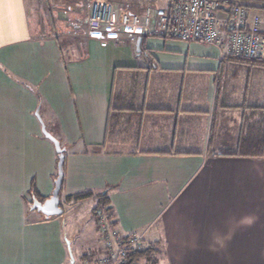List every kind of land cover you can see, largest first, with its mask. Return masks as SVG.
Listing matches in <instances>:
<instances>
[{"label": "crops", "instance_id": "1", "mask_svg": "<svg viewBox=\"0 0 264 264\" xmlns=\"http://www.w3.org/2000/svg\"><path fill=\"white\" fill-rule=\"evenodd\" d=\"M35 9L0 0V51L9 50L0 58V148L10 156L0 164V264L95 262L104 246L92 208L104 193L110 226L144 232L161 251L155 264H264V144L263 156H249L258 154L251 139L238 152L264 118V59L158 36H142L137 51L139 36L101 46L84 33L79 50L45 26L40 35ZM252 9L247 22L259 18L264 34V11ZM42 108L65 147L64 197L93 193L60 198L79 210L71 230L63 206L45 219L25 205L47 198L56 175L34 113Z\"/></svg>", "mask_w": 264, "mask_h": 264}, {"label": "built area", "instance_id": "2", "mask_svg": "<svg viewBox=\"0 0 264 264\" xmlns=\"http://www.w3.org/2000/svg\"><path fill=\"white\" fill-rule=\"evenodd\" d=\"M87 10L86 37L101 46L117 35L158 36L213 46L238 59H264L260 19L247 22V8L233 0H171L164 8L146 6L139 12L94 0ZM97 213L104 252L88 264H123L129 252L149 244L144 232L122 236L102 211Z\"/></svg>", "mask_w": 264, "mask_h": 264}, {"label": "rangeland", "instance_id": "3", "mask_svg": "<svg viewBox=\"0 0 264 264\" xmlns=\"http://www.w3.org/2000/svg\"><path fill=\"white\" fill-rule=\"evenodd\" d=\"M94 0H24L25 6L29 4L35 6V13L37 14V22L40 26V35H44L43 26L47 27L48 32L52 33L53 35H56L59 37V40L63 43L65 38L74 39V45L79 50L83 47V44L79 42L80 37L84 39L83 34H86V28H87V18H88V5ZM113 3H118L119 5H124L125 2L130 3V6H132V10H135L136 8L143 10L146 6H152V7H166V4L169 3L171 0H109ZM252 9V8H250ZM140 10V11H141ZM253 10V9H252ZM137 12V11H135ZM55 25L57 27L55 28ZM86 25V26H85ZM58 30V31H57ZM51 31V32H50ZM75 48V49H76ZM74 49V47H73ZM8 49H3L0 51V58L1 56L5 58L8 54ZM6 68V66H5ZM6 71V70H5ZM8 72V71H7ZM6 72V73H7ZM35 112V111H34ZM39 114L41 115L42 119L46 120L43 108L39 110ZM42 120V121H44ZM45 124V123H44ZM22 126V125H21ZM46 126V125H45ZM49 128V127H48ZM41 129V128H40ZM39 129V131H40ZM50 130V129H49ZM52 131V130H51ZM54 131V130H53ZM52 131V132H53ZM42 133V132H41ZM21 141V149H23V141ZM1 155H0V164L1 162H7L10 160V156H2L4 148L1 147ZM22 159V157H20ZM59 197H64V189L61 187V191L59 193ZM30 200V201H29ZM31 202V199H28L25 201L26 209L29 208V203ZM95 201L88 200L83 204V207L86 206H92L94 205ZM62 206L64 208V214H63V220L67 221L66 228L68 230H71V223L73 221V216L79 213V210H72V212H67L66 210L68 207L65 203L62 201ZM85 209V208H83ZM83 211V210H81ZM37 212L34 211V214ZM79 215V214H78ZM79 225V220L76 221ZM83 221H81L82 223ZM88 221H85V224H87ZM87 228L88 225H85Z\"/></svg>", "mask_w": 264, "mask_h": 264}, {"label": "trees", "instance_id": "4", "mask_svg": "<svg viewBox=\"0 0 264 264\" xmlns=\"http://www.w3.org/2000/svg\"><path fill=\"white\" fill-rule=\"evenodd\" d=\"M233 2L245 6L247 9L255 8V9L264 11V0H233ZM124 6L127 7L130 11L139 12L141 10V9L138 10V8H136L135 10H132V6H130V3L128 2H125ZM255 60L258 62L262 61V59H255ZM250 139L251 141H253V144L255 146L254 150L252 151L258 152V154L249 155V156H255V157L263 156L264 118L260 120L258 125L249 126L248 131L242 135L240 142H239V146H238L239 154L245 155L244 152L250 151V150H244V146L250 141ZM92 195L93 193L90 190L79 191V192L66 195L64 197V202L75 203V202L87 199L91 197ZM97 198L99 200L97 204L92 208V213L94 215L95 222H97V214H98L97 212L98 211H102L106 217L112 216V213L109 212V208L106 207L107 202L105 200L106 198L105 193L97 195ZM60 205L62 206L61 202H60ZM160 254H161V251L157 247H155V245H152L149 243L145 247H143L141 250L129 252L123 264H155L158 262Z\"/></svg>", "mask_w": 264, "mask_h": 264}, {"label": "water", "instance_id": "5", "mask_svg": "<svg viewBox=\"0 0 264 264\" xmlns=\"http://www.w3.org/2000/svg\"><path fill=\"white\" fill-rule=\"evenodd\" d=\"M140 41L141 37H138L136 40L137 51L139 50ZM34 113L40 123V128L43 136L49 141H51L53 144L57 161L56 175L53 178V188L51 190L50 195L42 201L32 196L31 202L29 203V209L36 210L37 212L42 214L43 218L48 219L50 217L58 216L63 213V208L60 205L59 192L62 187V181L64 176L63 163L65 158V147L61 146L59 140L47 130L44 122L41 119L38 109H36Z\"/></svg>", "mask_w": 264, "mask_h": 264}]
</instances>
